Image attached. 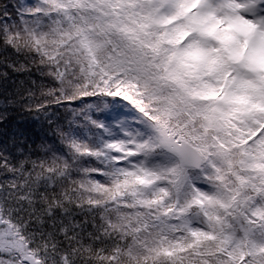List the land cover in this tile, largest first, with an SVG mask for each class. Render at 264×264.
<instances>
[{
  "label": "snow or ice",
  "instance_id": "1",
  "mask_svg": "<svg viewBox=\"0 0 264 264\" xmlns=\"http://www.w3.org/2000/svg\"><path fill=\"white\" fill-rule=\"evenodd\" d=\"M0 264H264V0H0Z\"/></svg>",
  "mask_w": 264,
  "mask_h": 264
},
{
  "label": "trees",
  "instance_id": "2",
  "mask_svg": "<svg viewBox=\"0 0 264 264\" xmlns=\"http://www.w3.org/2000/svg\"><path fill=\"white\" fill-rule=\"evenodd\" d=\"M19 79H20V80H24V79H25V76H24V75H20V76H19ZM25 123H28V122L25 121ZM29 126H31V125H29Z\"/></svg>",
  "mask_w": 264,
  "mask_h": 264
}]
</instances>
